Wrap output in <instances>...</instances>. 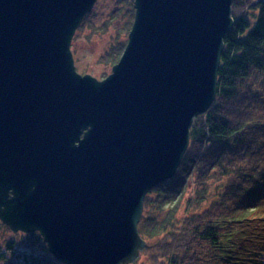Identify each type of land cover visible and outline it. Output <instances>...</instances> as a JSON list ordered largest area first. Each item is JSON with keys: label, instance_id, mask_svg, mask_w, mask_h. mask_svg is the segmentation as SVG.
<instances>
[{"label": "water", "instance_id": "95a60500", "mask_svg": "<svg viewBox=\"0 0 264 264\" xmlns=\"http://www.w3.org/2000/svg\"><path fill=\"white\" fill-rule=\"evenodd\" d=\"M97 0H0V221L61 264H132L145 196L215 100L233 0H134L105 78L71 43Z\"/></svg>", "mask_w": 264, "mask_h": 264}, {"label": "trees", "instance_id": "16d2710c", "mask_svg": "<svg viewBox=\"0 0 264 264\" xmlns=\"http://www.w3.org/2000/svg\"><path fill=\"white\" fill-rule=\"evenodd\" d=\"M133 1L120 0L127 35ZM231 17L215 100L193 120L175 176L145 196L141 264H264V0H233ZM126 42L105 53L111 67ZM43 248L9 247L22 264H61Z\"/></svg>", "mask_w": 264, "mask_h": 264}, {"label": "rangeland", "instance_id": "374dc122", "mask_svg": "<svg viewBox=\"0 0 264 264\" xmlns=\"http://www.w3.org/2000/svg\"><path fill=\"white\" fill-rule=\"evenodd\" d=\"M121 9L120 0H97L84 24L77 29L71 51L79 74H89L98 80L110 74L111 66L105 62L104 55L117 43L127 40V17L123 10L119 12ZM35 233L14 234L0 225V264H22L9 247L16 254L43 253L44 243ZM10 241L13 243L7 246Z\"/></svg>", "mask_w": 264, "mask_h": 264}, {"label": "flooded vegetation", "instance_id": "af4514ba", "mask_svg": "<svg viewBox=\"0 0 264 264\" xmlns=\"http://www.w3.org/2000/svg\"><path fill=\"white\" fill-rule=\"evenodd\" d=\"M74 64H75V63H74ZM75 67H76V66H75ZM0 225H3V227H5V228L8 229L9 231H11L10 228H9L8 226H6L5 224H3L1 221H0ZM11 232H12V231H11ZM12 233H14V234H23V232H21V231H18V232H12ZM11 243H13V242H12V241L8 242V243H7V246L10 245ZM0 255H2V253H1Z\"/></svg>", "mask_w": 264, "mask_h": 264}]
</instances>
